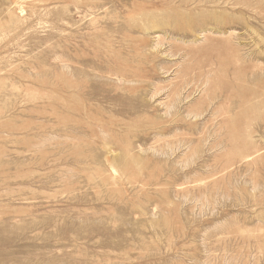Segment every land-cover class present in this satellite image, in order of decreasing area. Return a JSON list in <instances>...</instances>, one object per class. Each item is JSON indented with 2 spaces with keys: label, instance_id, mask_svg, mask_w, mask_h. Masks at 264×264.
Here are the masks:
<instances>
[{
  "label": "rangeland",
  "instance_id": "obj_1",
  "mask_svg": "<svg viewBox=\"0 0 264 264\" xmlns=\"http://www.w3.org/2000/svg\"><path fill=\"white\" fill-rule=\"evenodd\" d=\"M0 264H264V0H0Z\"/></svg>",
  "mask_w": 264,
  "mask_h": 264
}]
</instances>
